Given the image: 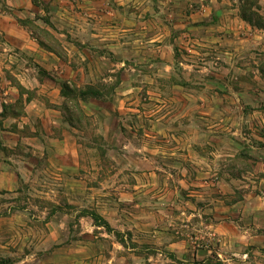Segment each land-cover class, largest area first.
Listing matches in <instances>:
<instances>
[{
	"label": "rangeland",
	"instance_id": "rangeland-1",
	"mask_svg": "<svg viewBox=\"0 0 264 264\" xmlns=\"http://www.w3.org/2000/svg\"><path fill=\"white\" fill-rule=\"evenodd\" d=\"M107 1L0 0V83L19 94L9 104L4 102L1 113L8 107L11 114H19L23 98L53 104V93L60 91L64 119L75 137L71 152L63 153V126L45 123L32 103L22 128L17 122L5 127L0 120V155L4 160L12 156L21 169L11 188L0 185V264H240L248 259L242 257L247 249L223 257L216 245L219 236L229 238L236 228L227 222L236 211L224 207L254 200L253 195L242 191L247 187L241 182L219 188L216 173L202 172L209 162L199 159L233 153L232 160L220 164L239 177L251 167L243 156L257 158L260 153L263 143L257 136L264 137V126L250 128L244 116H253L256 107L264 118V94L250 92L254 88L264 93V0H204L225 12L224 30H216L222 44L205 55L204 72L222 79L229 73L222 66L228 55L224 50L235 48L236 68L231 72L237 80L232 86L250 102L259 98V104L226 98L232 105L227 111L224 99L206 98L208 108L198 111L193 99L184 112L183 76L198 75L197 58L195 66L185 68L174 61L159 64L162 60L151 48L156 41L146 42L151 23L142 24L147 31L138 32L139 22L125 21L131 29L120 64L122 58L105 42ZM111 3L113 9L146 14L144 19L161 7L189 11V3L199 5L197 0ZM230 9L258 34L248 27L234 33L229 27L235 22L227 18ZM194 31L197 38L200 27ZM130 33L143 43H128ZM23 44L28 53L21 49ZM179 44L176 48L187 53ZM174 54L182 58L180 51ZM19 73L27 87L20 83ZM156 75L169 93L164 98L151 92ZM210 85L222 90L225 83ZM211 164V170L218 166ZM214 171H221L220 165ZM260 196L264 201V192ZM259 217L262 225L264 208ZM238 221L247 224L245 219Z\"/></svg>",
	"mask_w": 264,
	"mask_h": 264
},
{
	"label": "crops",
	"instance_id": "crops-1",
	"mask_svg": "<svg viewBox=\"0 0 264 264\" xmlns=\"http://www.w3.org/2000/svg\"><path fill=\"white\" fill-rule=\"evenodd\" d=\"M150 1V0H149ZM192 1V0H191ZM199 2V5L196 7H192L191 3L188 4L189 11L187 10H167L168 8L161 7V10L164 12L165 15H162L161 12L153 11L152 17L148 19H144L145 15L139 14L136 11L129 14L126 11H124V8H112L111 0L107 1V7L108 10L105 12L104 16V29L106 30V36H105V42L109 50L116 53L118 57L122 58L119 60L120 64H124V57L122 54V50L126 46V36L127 32H130L129 28L127 30L125 26V21H128L130 23L137 24L140 23L141 28H137L138 32H144L147 31V29L142 30V24L143 26H146L148 24V27L152 26L153 28L148 31L147 34V41L155 42L153 46H151L152 49H155V54H157V57L160 58L162 61H159V64L161 65H170L172 61L177 62L178 64L182 65L184 68L185 66H195V58H197V66L203 71V75H201L199 72L201 71L198 69V75L195 76L194 74L190 72L184 73V89L181 90V98L182 101H185L184 104L182 103V112H184L186 109L191 108V100L197 99L196 101V107L198 111H204L206 108H208L206 102L204 99H212V98H221L224 99V105L223 109L229 110L231 109V106L229 103H227L226 98L231 99V102L233 103V99H237V101L241 100L245 103H251L253 106L258 103L259 98L253 102H250L245 99L246 94L243 93V91L238 90L237 88H234L232 86V81L237 80V74L232 73L231 70L236 68V60H233V47L232 49L224 50L226 55L225 59L226 61L222 65L225 69L229 71L227 75H224V77H219L218 74L214 75L212 72L205 73L204 70H208L206 67L207 64V57L205 56L209 52H213L218 50V46L222 44V35L220 32H216V30H224V27L222 25L223 23V12L218 6L214 5L215 7H210L209 5H206L204 3V0H197ZM217 0H215V3ZM186 4V2L184 3ZM197 9V10H196ZM229 14L227 18L233 19L235 24L232 27H229L230 29L233 28L234 33L239 32H246V28L251 29L252 26L248 25L245 20L240 18L241 23L238 21L239 15L236 13L235 9H230ZM234 14V15H233ZM154 16V17H153ZM128 17V19H126ZM226 20V19H224ZM153 21V22H152ZM198 21V26H194V22ZM157 22V24H156ZM148 23V24H146ZM240 24V26L238 25ZM198 27V28H197ZM200 27V34L199 36L193 37L196 33H194L195 29H199ZM194 29V30H193ZM193 30V31H192ZM213 30V31H212ZM228 31L229 29H225ZM258 29H251V33L258 34ZM25 32L22 33L23 36H25ZM132 35V33H130ZM135 34V29H134ZM165 34V35H164ZM225 38V34H223ZM230 35V34H229ZM111 36V37H110ZM132 40H128V43L131 42H139L143 43L141 39L137 40V37L135 35H132L129 37ZM136 38V39H135ZM178 42H181L179 44L182 48L186 50L185 51L176 48ZM41 48V47H39ZM217 48V50H216ZM21 49L28 53L27 49L25 48V45L23 44L21 46ZM176 50L180 51V57L174 58V53H176ZM38 51H40L38 49ZM217 53V52H216ZM171 56V59L169 57ZM166 59H163V58ZM119 59V58H118ZM173 59V60H172ZM177 59V61H176ZM169 60V61H168ZM168 61V62H167ZM169 63V64H168ZM18 78L20 79V83L23 84L25 87H27L25 80L23 78L22 73L17 74ZM219 77V78H218ZM161 81L160 75H156V77H153V82L157 83L156 86L151 90V92L155 95V97L164 98L166 96L165 90L159 86V82ZM221 82L223 81L225 83L224 86H222V90L218 89H212L211 85L213 82ZM197 84V85H195ZM222 85V83H221ZM224 90V91H223ZM250 92H253L255 96L257 94H264L260 93L259 91L256 92L255 89H251ZM58 93L60 91L53 93V99H50L51 103L48 104L44 100H41L40 98H32V99H22L23 107L21 108V112L19 114H11L9 112V108L7 107V110L1 113L3 111V104L6 102L9 104L12 99L18 98L19 94L17 92L14 93L12 91V87L8 85H2L0 83V120L4 124L5 127L12 124V122H17V127H23L24 126V119H25V112H27L28 108L31 107V103L35 108L41 112L42 118L47 124H53L59 125L61 124L63 126L61 135H59V145L63 147V153L65 152H71V149L73 145L75 144V137L73 135V131L71 128V125L67 123V121L64 119L65 110L62 106V102L58 99ZM186 99V100H184ZM199 100H203L199 101ZM233 100V101H232ZM49 101V102H50ZM194 101V100H193ZM187 105V106H185ZM195 106V105H194ZM239 107L241 106L239 102ZM156 110V109H155ZM253 116L256 117V114H259V117H256V119H253V116L246 115L244 116L245 123L248 124V127H252L253 124H263L264 126V118L261 117L262 111L258 108H254L253 110ZM17 134H20V130H17ZM23 135V134H21ZM258 139L263 143L261 146L258 147L259 149V155L257 158L250 157L249 155L243 156L248 161H251V167L246 171V173H241L240 176H232L229 169L227 170L226 164L222 165L224 162H229L232 160L233 153H230L231 157H228V155L224 154H213L211 158L200 156L199 162H205L208 168H204L202 172L207 173H216L215 174V183L219 188L223 189L226 185L229 186V188L232 186V181L237 184L238 182H241V187H247L243 188L244 193H250L253 195V199L248 200L244 202V200H241L239 202L229 203L224 208H230L234 212L236 211L235 218L234 217H227L228 223H232L236 228L234 233H231L229 238L227 237H221L217 235L218 239H220V244L216 245V251L220 256L223 257H229L231 255H239L240 252L244 251L245 249L248 250V259H245L238 263L240 264H264V223L261 225V219L259 215L261 214L262 208H264V201L262 200V193L264 192V137L257 136ZM258 143V141H256ZM2 144H7L5 141H3ZM8 146V145H6ZM251 147L255 148L254 143L250 145ZM69 148V150H68ZM7 160H4L3 157L0 155V179L6 178L7 181H2L0 183L1 186H4L5 188H11L13 186V183L15 182V176L18 177V175H21V169L20 165L18 163V160H15L12 156H7ZM18 163L17 166L14 165V163ZM211 163H217L218 166H215L214 170L219 168L221 171H214L211 170ZM222 163V164H220ZM23 165H21L22 167ZM16 171V175H15ZM220 173V174H219ZM222 174V175H221ZM224 175V176H223ZM9 180V185H8ZM17 182V179H16ZM252 182V183H251ZM243 184V185H242ZM238 188V185H236ZM232 188V187H231ZM255 200L258 201V204H255ZM260 203V204H259ZM248 205L247 207H245ZM242 208H245L246 210V216L245 211H243ZM239 209V210H238ZM241 209V212H240ZM233 215V214H232ZM238 218V219H237ZM246 220L247 224H244L243 226L241 223H239L238 220ZM240 260V259H239Z\"/></svg>",
	"mask_w": 264,
	"mask_h": 264
},
{
	"label": "trees",
	"instance_id": "trees-1",
	"mask_svg": "<svg viewBox=\"0 0 264 264\" xmlns=\"http://www.w3.org/2000/svg\"><path fill=\"white\" fill-rule=\"evenodd\" d=\"M63 89L69 90L67 85H63ZM92 92V91H91ZM84 94V93H83ZM88 95L93 96L96 95L95 93H89Z\"/></svg>",
	"mask_w": 264,
	"mask_h": 264
},
{
	"label": "built area",
	"instance_id": "built-area-1",
	"mask_svg": "<svg viewBox=\"0 0 264 264\" xmlns=\"http://www.w3.org/2000/svg\"><path fill=\"white\" fill-rule=\"evenodd\" d=\"M242 257H243V258L248 257V253H247V252H244V253L242 254Z\"/></svg>",
	"mask_w": 264,
	"mask_h": 264
}]
</instances>
